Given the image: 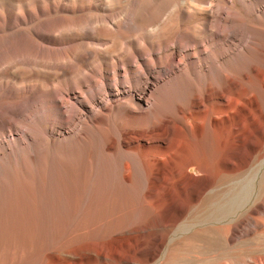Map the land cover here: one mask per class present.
<instances>
[{"label": "bare ground", "instance_id": "bare-ground-1", "mask_svg": "<svg viewBox=\"0 0 264 264\" xmlns=\"http://www.w3.org/2000/svg\"><path fill=\"white\" fill-rule=\"evenodd\" d=\"M261 158L264 0H0V264H264Z\"/></svg>", "mask_w": 264, "mask_h": 264}, {"label": "rangeland", "instance_id": "rangeland-1", "mask_svg": "<svg viewBox=\"0 0 264 264\" xmlns=\"http://www.w3.org/2000/svg\"><path fill=\"white\" fill-rule=\"evenodd\" d=\"M150 83L149 82H145V81H142L141 82V84H139L138 85V87H136L135 89H134V92L137 94V95H140V96H142L144 99H146L147 100V98H148V96H149V92H150V90H151V85H149ZM136 90V91H135ZM264 160V158H261V161L259 160V162L257 163V165H256V169L258 170L257 171V177H258V180H260V179H262V178H264V164H262L263 161ZM262 164V165H261ZM191 172L193 173L194 171L193 170H191ZM205 226H203V228H204ZM197 228V229H196ZM196 228H192V229H190V230H186V231H184V232H181V236H179L178 237V239H181L183 236L184 237H188V236H191L192 235V233L194 234V233H196V230L198 231L199 229H201L200 227H196ZM202 228V229H203ZM195 232H194V231ZM188 231V232H187ZM190 233H191V235H190ZM181 237V238H180ZM183 239V238H182ZM60 244H61V241L59 242ZM63 243V242H62ZM60 244H58V245H60ZM75 245V243H69L68 244V247L69 246H74ZM219 259V258H218ZM208 261V260H207ZM207 261L206 260H202V261H200V262H198V263H200L201 264V262L203 263V264H208L207 263ZM220 261L222 262V261H224L223 259H221L220 258ZM97 264H113L111 261H100V260H98L97 261Z\"/></svg>", "mask_w": 264, "mask_h": 264}]
</instances>
